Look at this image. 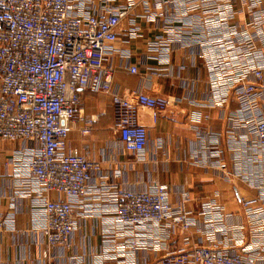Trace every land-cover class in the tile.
<instances>
[{
	"label": "crops",
	"instance_id": "0c3cea01",
	"mask_svg": "<svg viewBox=\"0 0 264 264\" xmlns=\"http://www.w3.org/2000/svg\"><path fill=\"white\" fill-rule=\"evenodd\" d=\"M127 1L86 0V6L113 10ZM146 1L130 15L134 24L126 20L118 27L103 61L113 70L115 92L167 96L170 106L155 121L149 110L138 108V123L147 127L148 139L133 154L112 129L110 94L80 90V118L71 122L64 148L86 152L101 169L89 181L88 193L72 202L75 227L68 248L48 246L41 234L44 193L26 166L35 144L0 139V212L9 220L0 231V264H156L164 254L180 250L186 235L177 230L168 235L153 223L124 227L115 211L118 188L148 191L154 181L167 187L170 202L187 195L190 242L264 261V195L257 187L264 179V148L234 93L245 73L242 46L231 34L224 40L233 44L223 47L212 39L198 41L193 22L200 13L183 14V0L178 7L169 0ZM230 2L234 18L229 27L259 28L255 44L264 63V0L257 7L244 0ZM258 13L262 21L254 26ZM232 48L235 53L227 56ZM132 66L135 73L129 71ZM253 105L264 113V90ZM90 119V131L82 133ZM209 205L221 215L215 233L208 230Z\"/></svg>",
	"mask_w": 264,
	"mask_h": 264
},
{
	"label": "built area",
	"instance_id": "2783aa9c",
	"mask_svg": "<svg viewBox=\"0 0 264 264\" xmlns=\"http://www.w3.org/2000/svg\"><path fill=\"white\" fill-rule=\"evenodd\" d=\"M169 1L175 7L181 4V0ZM262 1L244 0L251 7L260 6ZM138 4L148 3L128 0L113 10L97 11L88 9L86 0H0V139L35 144L26 166L44 193L41 234L50 247L68 248L75 227L72 202L88 193L89 181L101 169L86 152L64 148L71 122L80 118V90L110 94L112 129L124 149L133 154L140 153L148 139L147 127L138 123V108L149 110L155 121L170 106L167 96L115 92L113 70L103 61L106 45L117 39L118 27L126 20L134 24L130 15ZM183 4V14L193 10L200 13L193 22L198 41L212 39L217 47H223L233 44L232 39L224 40V35L231 34L242 46L245 73L234 93L257 144L264 148V113L253 105L255 96L264 90V63L255 44L261 31L229 27L234 18L230 0H183ZM261 21L259 13L252 18L254 26ZM233 53L234 48L226 55ZM129 71L135 73L136 67ZM92 121L86 122L82 133L90 131ZM257 187L264 195V179ZM50 193L56 198H50ZM187 200L184 194L180 201L170 202L167 187L156 181L148 191L118 188L116 219L128 228L153 223L168 235L176 230L186 235L180 250L164 254L156 264H264L254 254L227 253L190 242L192 224L184 209ZM205 214L210 220L208 230L217 232L221 215L216 206L209 205ZM8 222L0 212V231Z\"/></svg>",
	"mask_w": 264,
	"mask_h": 264
}]
</instances>
